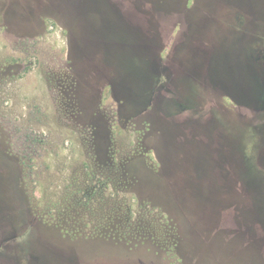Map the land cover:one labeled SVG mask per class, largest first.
<instances>
[{"label":"rangeland","instance_id":"rangeland-1","mask_svg":"<svg viewBox=\"0 0 264 264\" xmlns=\"http://www.w3.org/2000/svg\"><path fill=\"white\" fill-rule=\"evenodd\" d=\"M259 70L264 0H0V264H264Z\"/></svg>","mask_w":264,"mask_h":264},{"label":"flooded vegetation","instance_id":"flooded-vegetation-1","mask_svg":"<svg viewBox=\"0 0 264 264\" xmlns=\"http://www.w3.org/2000/svg\"><path fill=\"white\" fill-rule=\"evenodd\" d=\"M254 109L258 112H264V93L256 94L253 99Z\"/></svg>","mask_w":264,"mask_h":264},{"label":"trees","instance_id":"trees-1","mask_svg":"<svg viewBox=\"0 0 264 264\" xmlns=\"http://www.w3.org/2000/svg\"><path fill=\"white\" fill-rule=\"evenodd\" d=\"M261 70V69H260ZM259 70V73H261V74H259V80H260V84H261V88H262V92L261 93H264V82H263V80H264V75H263V72L262 71H260Z\"/></svg>","mask_w":264,"mask_h":264}]
</instances>
